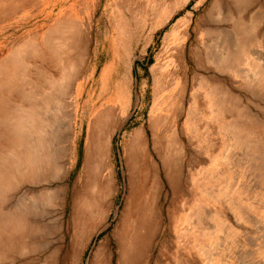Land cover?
<instances>
[{
    "label": "rangeland",
    "instance_id": "obj_1",
    "mask_svg": "<svg viewBox=\"0 0 264 264\" xmlns=\"http://www.w3.org/2000/svg\"><path fill=\"white\" fill-rule=\"evenodd\" d=\"M121 1L0 0V264H263L264 0L214 1V18L186 0L140 44ZM255 12L259 46L219 69L232 18ZM186 15L162 104L164 36ZM72 40V82L57 93L55 50ZM216 82L238 103L223 104ZM117 98L120 119L97 150L92 119ZM34 151V166H18Z\"/></svg>",
    "mask_w": 264,
    "mask_h": 264
},
{
    "label": "bare ground",
    "instance_id": "obj_2",
    "mask_svg": "<svg viewBox=\"0 0 264 264\" xmlns=\"http://www.w3.org/2000/svg\"><path fill=\"white\" fill-rule=\"evenodd\" d=\"M185 1L186 0H122L120 2V4L118 5V8L122 12H124V10H127V13H128V16L130 17V19L131 20H136V23H135L134 27L132 28V32L130 34L132 36V39L136 40L140 44V43H146V42L150 41L151 39H153L154 35H156L160 30H162L167 25V23H168V21L170 19H172L174 16L178 15L184 9ZM214 1H218V0H213V1H210V2H208V0H199L196 3V7H200L202 5H205L207 7L208 14L211 15L210 17L214 18L215 17L214 8L216 6L219 7L220 9L222 8V7L219 6V4L216 5V2L214 4ZM241 1H242V3L244 2V0H241ZM250 4H252V2ZM250 4H248V5H250ZM236 5L238 6L237 3H236ZM244 5L245 4H243V5L241 4V6H244ZM232 6L234 7V5H232ZM251 6L252 5H250V7ZM245 7H247V6H245ZM244 10H245V8H244ZM220 12H219V10H218V13L216 12L218 14V16L221 17L220 19H218L219 18L218 17L217 20L219 22H222L223 21V18H222L223 15L222 16L219 15ZM255 13H253V14L256 17H253V18L251 17V19H250V17L247 18V19H249L248 20L249 22L247 20L244 21L243 17H242L243 19L238 17V15H240V14H237V19L236 20L233 19L234 18L233 15L232 16L230 15L231 18L233 17L232 18V22H230V27H231V23H233L234 25L232 27L235 28L236 37H234L235 39H233V41L234 40L235 41L233 43V46L231 47V50H229L227 52V54L225 53L224 56L223 55H222V57L220 56V59L217 62L219 69L224 70V71L229 73L230 71H233L235 66L237 67V66H240V65H244V64H242V61L244 59L246 60V58H247L248 46H251V45L253 46L255 44H257V46H259L258 45L259 41H257V37H256V30H257V28H259V21L261 20V19L259 20L260 17L257 16V15H258V13H261V12H257L256 14ZM254 15H252V16H254ZM230 17L228 18V20L229 19L231 20ZM114 19H115V17H114ZM61 21H66V20L63 19ZM189 21H192V20H189V17L187 15L184 16L174 26H172L171 29L169 30L168 34H166L164 36L163 51H164V54H165V63H164L165 64V69H164L165 73H164V76H163L162 80L160 81V84H159V82H157L155 80H154V83H153V88H154L155 91L157 89H159V91H161V90L163 91V93H162V104H164V102L170 101L172 96H173V94H174V90H175L174 85L170 84L171 79H173V68H172L171 65L175 61V58L178 56V52H179L181 46L185 42V39H186V36H187V29H188L189 24H190ZM210 22H212L211 19H210ZM226 22H229V21L226 20ZM246 22H248V23H246ZM73 24H75V23H73ZM59 27H62V26H59ZM59 27L56 26L54 30H50V31H52V32L58 31ZM61 31H62V29H61ZM69 34H72V31H71V33L69 32ZM71 36H73V34ZM72 39H73V37H72ZM131 42H133V41H131ZM55 44H56V42H55ZM73 46H74V41L72 40V42L69 43L68 48H66L64 46H62L63 48H61L60 45H58L57 48H59V50H55L57 52L54 51L57 54L55 56V59L58 61V64H59V62H60V64L63 63L62 66L60 65V67H61V69L63 71V75H62V80L61 81H59L60 79H58V82H54L52 84L53 85V90H56V91L57 90H59V91L63 90L64 87H67V84H69V82H70L69 80L71 79V76H73V75H69V74L67 75L68 68L71 69L73 67L72 63H74V59H73L74 58V54L70 50L71 48H73ZM255 47H253V48H255ZM22 48H23V46H22ZM142 48H143V46H142ZM249 49H250V47H249ZM62 50H67V51L63 52ZM13 53L16 54V55L13 54L14 56L11 59L12 60L15 59L16 61L19 60V62H20L23 53L20 54V50L19 49L16 50L15 52H13ZM9 60H10V58H9ZM212 62H214V59H213V61L211 59V64H212ZM235 70H236V68H235ZM242 73H244V72H242ZM262 73L263 72H261V71L260 72H255V73L252 74V78L258 79L260 77V75L263 76ZM259 82H261V81H259ZM258 84H256V85H258ZM155 85H157L156 89H155ZM214 87H215L216 90H217V88L220 90V92H219L220 94L219 95L222 96V99L224 100L223 104L225 103V100L227 101V99L228 100L233 99V101H235V103L237 102V100H235V98H230V97H233V94L227 88H225L223 85H220L219 82L214 83ZM57 93H58V91H57ZM154 97H155V94H154L153 98ZM102 99H104V98H102ZM119 101L120 100L118 98L116 100H114V102L117 103V105H115V106L111 105V104H105L106 107H107L106 108L107 111L106 110L97 111L96 115L92 119V122L94 124H92L91 128H89L88 135H89L90 145L92 147L94 146L97 150H98V148H100V143H101L100 139L102 140L101 137H102V133L105 132L104 129H108V128L114 127V125L117 124L119 119H120V116H121L120 109L121 108L120 109L118 108L119 107L118 106ZM244 122L245 121H243V123ZM54 133L55 132H53L52 135ZM97 135H99V136H97ZM139 135H140V131H136L134 137L132 138V141L134 142V144H136L137 138L139 137ZM96 136H97V138H96ZM48 138L50 139L49 136H48ZM168 150H169L168 154L171 155L172 146H170ZM52 157H53V154H52ZM35 163H36V154H35V151H34L29 156H25V155L22 156L21 157V162L19 163L18 166L26 168L28 166H32V165L34 166ZM94 166H95V164H94ZM101 192H102V190H101ZM92 208H93V206H92ZM95 211H93L90 208V210L88 212V219H90V217H91V219L93 218L94 213H96ZM16 232L17 231H15V233ZM222 233L223 232L221 230V234ZM122 256L123 255H120V258H119V263H121V264L125 263V260L123 259ZM98 257H99V254H97L93 260L97 261Z\"/></svg>",
    "mask_w": 264,
    "mask_h": 264
}]
</instances>
